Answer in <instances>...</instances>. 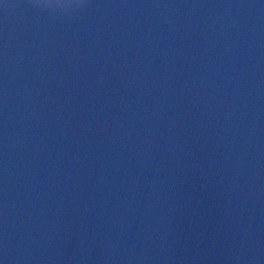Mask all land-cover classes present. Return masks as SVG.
<instances>
[{"label": "water", "instance_id": "water-1", "mask_svg": "<svg viewBox=\"0 0 264 264\" xmlns=\"http://www.w3.org/2000/svg\"><path fill=\"white\" fill-rule=\"evenodd\" d=\"M0 264H264V0H0Z\"/></svg>", "mask_w": 264, "mask_h": 264}, {"label": "clouds", "instance_id": "clouds-1", "mask_svg": "<svg viewBox=\"0 0 264 264\" xmlns=\"http://www.w3.org/2000/svg\"><path fill=\"white\" fill-rule=\"evenodd\" d=\"M32 6L37 9L49 10L52 12L60 11L65 14H69L72 11L79 9L84 10L86 7V0H53V3L49 5L46 0H30ZM5 10H11V7L7 3L4 5Z\"/></svg>", "mask_w": 264, "mask_h": 264}]
</instances>
